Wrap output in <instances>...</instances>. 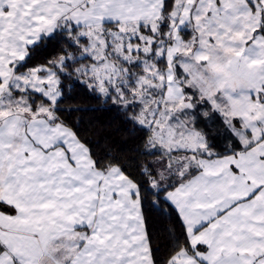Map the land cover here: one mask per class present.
Here are the masks:
<instances>
[{
	"label": "snow or ice",
	"instance_id": "snow-or-ice-1",
	"mask_svg": "<svg viewBox=\"0 0 264 264\" xmlns=\"http://www.w3.org/2000/svg\"><path fill=\"white\" fill-rule=\"evenodd\" d=\"M0 264H264V0H0Z\"/></svg>",
	"mask_w": 264,
	"mask_h": 264
},
{
	"label": "trees",
	"instance_id": "trees-1",
	"mask_svg": "<svg viewBox=\"0 0 264 264\" xmlns=\"http://www.w3.org/2000/svg\"><path fill=\"white\" fill-rule=\"evenodd\" d=\"M81 103V101H77ZM87 105L88 102H82ZM82 117L80 124L84 134L89 136L94 142L103 150L106 147H113L116 149H127L132 147V137L125 131L118 120L115 119L114 114L104 112H86L78 114ZM152 219L161 222L158 213L150 214Z\"/></svg>",
	"mask_w": 264,
	"mask_h": 264
}]
</instances>
